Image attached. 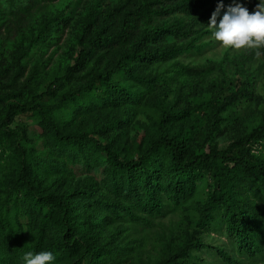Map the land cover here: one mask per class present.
Returning <instances> with one entry per match:
<instances>
[{"label": "trees", "instance_id": "trees-1", "mask_svg": "<svg viewBox=\"0 0 264 264\" xmlns=\"http://www.w3.org/2000/svg\"><path fill=\"white\" fill-rule=\"evenodd\" d=\"M50 1L0 0V35L20 33L18 53L16 48L9 61L14 69L9 71L11 64L0 69V264H23V253L42 250L53 252V264L118 263L133 247L125 244L133 241L123 243L112 230L109 247H103L108 228L117 222L147 224L169 204L180 205L199 190L204 193L193 217L194 232L182 237L173 230L157 259L144 264H202L192 253L204 246L195 233L212 229L225 234L230 244L218 249V264L264 262V154L253 147L264 150V120L223 147L212 141L223 121L222 107L237 106V95L251 80H239L235 94L211 84L204 103L214 106L212 122L196 144L194 125L183 124L203 103L178 110L159 105L155 131L133 154L117 144L129 115L103 118L94 131L67 129L63 119L67 107L91 115L152 104L151 93L173 72L204 77L210 66H190L181 58L212 36L206 24L218 0H116L109 15L94 3L108 6L110 1L91 0L80 17L78 52L65 69L66 76L79 80L66 84L52 78L38 99H17L33 73L31 66L26 76L31 61L71 18V3H65L35 29L33 22ZM245 1L253 12L256 0ZM121 43L130 48L108 61L107 53ZM165 63H170L166 71L151 72ZM18 117L38 129L13 125ZM78 165L86 171L103 165V178L70 186L48 180L67 176Z\"/></svg>", "mask_w": 264, "mask_h": 264}, {"label": "rangeland", "instance_id": "rangeland-1", "mask_svg": "<svg viewBox=\"0 0 264 264\" xmlns=\"http://www.w3.org/2000/svg\"><path fill=\"white\" fill-rule=\"evenodd\" d=\"M78 0H51V6L40 11L38 18L34 23L36 29L41 21L51 15L55 8L64 7L65 3H71L72 15L66 22V26H60L58 29V38H54L52 43L47 48H42L37 52L34 59L31 61L30 68L26 72V76L31 70V66L34 67L32 75L27 81L26 87L23 92L16 97L30 101L35 97L38 99V95L43 93L46 89V85L52 78L65 81L66 84L77 82L79 80L77 75L66 76V67L72 65L76 53L79 49V37H80V17L91 7L92 1H85L79 3ZM110 1L109 5H104V2L95 1L94 5H98V9H102L107 15L112 14L115 8L114 3L116 0ZM231 2V0H229ZM60 2V5H59ZM242 6L248 9V5L245 0H237ZM256 0L255 5H257ZM117 7V6H116ZM223 8L221 9V14ZM99 14V12H98ZM109 17V16H108ZM110 20L109 18L107 19ZM26 28L23 29L25 31ZM20 33L15 36L0 35V69L7 64H11L9 71L14 69V66L9 61L11 60L14 52L18 53ZM206 43L200 49L195 50L186 57H182L184 63L193 65H205L210 66V71L204 76L188 75L180 73H172V79L168 80L165 84L157 86L150 97L153 101L152 104L143 105L137 109L122 107L119 111H96L91 115L88 112L76 114L71 108L65 109V115L63 117L64 123L67 125V129H86L96 130L101 119L109 120L114 117H120L129 115V125L127 130L123 132L120 130V134L117 137L118 146L124 151L135 153L144 140L150 135L151 131H155L157 121L159 118V105L174 106V110H178L181 107L191 108L195 104L204 103L210 95V86L212 83H220L225 89V93L235 94L237 87L239 86V80L248 78L252 81L243 90V95H237L235 105H227L222 107L220 116L223 118L220 127L215 132V137L212 141L219 147L225 146L230 140L237 136L247 132L252 126L264 120V46L260 48H241L232 49L224 48L215 41L212 36H208L204 39ZM130 48L129 43L116 44L107 53V59H114V55L119 53L120 49ZM105 63V62H103ZM171 63V62H170ZM160 64L154 66L151 72H163L169 69V64ZM43 99L50 102L51 99L48 96H44ZM85 104V103H84ZM202 105L200 109L195 110L183 124L184 127L190 128L193 126L194 140L192 144L200 143L207 132L209 124L212 122L213 105ZM78 109L77 111H79ZM74 115V116H73ZM85 115V116H83ZM123 115V116H122ZM25 127H34L38 129L36 125H32L31 121L27 118L18 117L15 122ZM178 125H173V128L177 129ZM114 133L110 131L109 136L114 138ZM41 141L36 143V148L40 149ZM255 153L264 154V150L260 149L258 145H253ZM72 173L58 178L57 175L49 178L48 180L62 181L64 185L70 186L75 183H83L88 178H94L100 181L103 178V165L97 168L86 171L82 165L72 168ZM203 190H199L194 196L188 198L180 205L169 204L160 215L152 216L149 218L150 222L147 224L133 225L117 222L107 229L106 234L100 241L101 245L108 248V234L113 230L117 232L118 237L123 238V243L133 241L131 244H125L126 247L132 245L130 251L124 256V260L118 263L112 260H108L106 264H144L152 263L157 259L161 250L162 243L165 241L168 234L173 230H176L180 236H188L194 232L193 217L197 210V205L203 198ZM202 236L204 246L193 250L194 259L204 264H218L219 255L218 249L222 247L230 248V244L220 230H209L207 232L199 234ZM84 264H88L86 260ZM255 264H264L263 261L256 262Z\"/></svg>", "mask_w": 264, "mask_h": 264}, {"label": "clouds", "instance_id": "clouds-1", "mask_svg": "<svg viewBox=\"0 0 264 264\" xmlns=\"http://www.w3.org/2000/svg\"><path fill=\"white\" fill-rule=\"evenodd\" d=\"M206 25L215 41L224 48H260L264 46V0H258L251 13L237 0H231L228 5L218 0ZM55 259L49 250L27 251L22 256L23 264H53Z\"/></svg>", "mask_w": 264, "mask_h": 264}]
</instances>
